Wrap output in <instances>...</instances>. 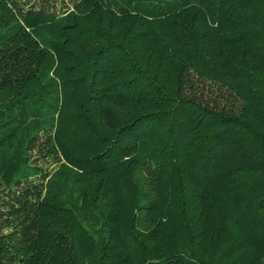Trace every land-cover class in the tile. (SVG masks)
I'll use <instances>...</instances> for the list:
<instances>
[{
  "label": "trees",
  "instance_id": "trees-1",
  "mask_svg": "<svg viewBox=\"0 0 264 264\" xmlns=\"http://www.w3.org/2000/svg\"><path fill=\"white\" fill-rule=\"evenodd\" d=\"M0 264H264V0H0Z\"/></svg>",
  "mask_w": 264,
  "mask_h": 264
},
{
  "label": "rangeland",
  "instance_id": "rangeland-1",
  "mask_svg": "<svg viewBox=\"0 0 264 264\" xmlns=\"http://www.w3.org/2000/svg\"><path fill=\"white\" fill-rule=\"evenodd\" d=\"M37 1L38 0H26L27 3H31L32 2L33 4H37Z\"/></svg>",
  "mask_w": 264,
  "mask_h": 264
}]
</instances>
